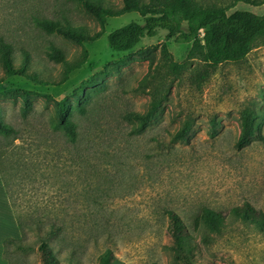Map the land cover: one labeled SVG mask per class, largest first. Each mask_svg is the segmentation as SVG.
I'll use <instances>...</instances> for the list:
<instances>
[{
	"label": "rangeland",
	"instance_id": "374dc122",
	"mask_svg": "<svg viewBox=\"0 0 264 264\" xmlns=\"http://www.w3.org/2000/svg\"><path fill=\"white\" fill-rule=\"evenodd\" d=\"M109 1L122 6L121 0ZM199 1L229 12L264 13V5ZM43 19H67L86 25L92 35L102 29L105 35L96 42L77 45L42 30L38 22ZM131 21L142 22V18L137 13L126 14L108 19L102 27L75 0H0V39L12 46L16 67L27 53L31 72H38L44 82H57L63 66L48 58L51 45L61 48L69 60L80 57L84 50L88 53L82 68L57 88L23 77L8 78L0 62V111L5 120L22 126V99L12 98L21 92H28L38 115L29 116L33 128H28L33 133L25 136L27 150L23 153L31 176L25 181L18 170L15 176H8L21 198L19 204L97 212L99 239H72L82 246L80 264H99L100 251L108 246L122 264H173L166 210L177 212L193 236L196 264H264V234L250 226L234 222L209 242L201 225L194 230L204 208L231 221V209L248 202L264 215V120L258 136L242 146L237 144L241 110L248 105L264 110V45L257 43L241 62L219 65L205 81L198 76L203 63L199 59L187 61L180 75L168 79V96L160 116L133 135L121 122V115L148 110L151 96L138 89L144 78L167 73V53L175 62L185 63L193 42L177 43L166 30H159L153 38L144 37L131 52L111 50L107 34ZM118 61L123 62L120 72L91 91L98 97V113L106 118L102 128L112 129V160L95 161L92 172L87 165L72 161L63 142L56 141L53 150L46 146L49 141L34 139V133L53 115V103L47 96L62 100L83 81ZM7 91L11 92L3 94ZM188 118L193 120L189 138L172 143L173 134ZM5 160L8 169L19 161L11 154ZM107 231L113 239H103ZM27 240L31 243L34 239ZM2 253L1 241L0 261L6 260ZM11 258L14 264H40L37 248L29 253L12 252Z\"/></svg>",
	"mask_w": 264,
	"mask_h": 264
},
{
	"label": "trees",
	"instance_id": "16d2710c",
	"mask_svg": "<svg viewBox=\"0 0 264 264\" xmlns=\"http://www.w3.org/2000/svg\"><path fill=\"white\" fill-rule=\"evenodd\" d=\"M75 1L102 27L106 25L108 19L119 18L126 14L137 13L142 18V22L131 21L107 34V45L115 52H131L144 37L153 38L157 36L159 30H166L177 43L193 42L185 63L175 62L167 53L164 64L168 67L167 73L149 74L144 78L138 89L151 96L148 110L144 113L127 111L121 115V122L130 128L133 135L140 134L160 116L163 102L168 96V79L170 75H180L187 61L199 59L203 63L198 76L205 81L219 65L241 62L247 58L257 43L264 45V13L255 14L247 10L229 12L228 8L218 7L215 4L204 5L199 0H121L120 7L109 0ZM235 1L252 6L264 5V0ZM38 25L47 33L58 34L81 46L96 42L105 35L103 29L92 35L86 25H76L67 19H43ZM47 56L63 66L62 77L57 82H44L39 79L38 72H31V59L27 53L23 55L21 65L16 67L12 46L0 39V62L5 76L23 77L43 86L56 88L62 86L88 59V53L84 50L80 57L69 60L66 53L54 45L50 46ZM121 63L123 62L118 61L106 65L62 100L47 96L48 101L53 103V115L45 125L41 126L42 129L37 130L38 133L37 131L34 133L36 134L34 139L41 142H44V139L49 141L46 146L53 150L57 148L56 141L63 142L66 145L64 150L71 154L72 161L82 166L87 165L88 170L92 172L96 170L95 161L111 159L112 129L102 128L106 118L105 116L101 118L98 113L99 104L96 102L98 97L91 91L101 86L112 74L119 73ZM2 81L0 80V83ZM16 96L12 98L19 97L23 102L21 127L7 122L0 111V176L21 237L4 239L3 257L9 264H14L11 258L12 252L29 253L37 248L40 264H80L81 257L78 253L81 252L82 246L74 243L72 239H99L100 232L97 233L99 224L95 219L98 213L95 211L82 213L74 209L66 211L62 207L53 205L24 207L19 204L21 198L19 195L16 196L10 184L8 176L11 174L15 176L16 170L21 172L25 181L31 176L29 163L25 161L23 153L27 150L25 136L29 134L28 132H32L28 127L33 128L28 120L29 116H38L28 92H21ZM263 120L264 110L245 106L240 112L241 130L237 144L242 146L258 136ZM212 124L216 125L217 122L213 120ZM192 129L193 120L188 118L173 134L172 143L187 140ZM1 141H5V144H1ZM16 141H20V144H16ZM10 154L19 161L9 167V170L5 158ZM24 156L26 158V155ZM165 214L169 221L171 239L169 250L173 264H196L193 236L181 216L174 210H166ZM230 216L232 219L228 221L220 212L204 208L196 219L194 230H199L201 225L205 229L203 237L206 242H209L211 240L209 238L214 235H223L230 225H234V222L245 224L264 234V215L250 203L233 207ZM30 238L34 239L31 243L27 240ZM103 239H113V235L107 231ZM98 261L99 264H122L110 246L100 251Z\"/></svg>",
	"mask_w": 264,
	"mask_h": 264
},
{
	"label": "crops",
	"instance_id": "0c3cea01",
	"mask_svg": "<svg viewBox=\"0 0 264 264\" xmlns=\"http://www.w3.org/2000/svg\"><path fill=\"white\" fill-rule=\"evenodd\" d=\"M20 237L21 232L0 176V243L6 238L18 239ZM0 264L9 263L6 260H1Z\"/></svg>",
	"mask_w": 264,
	"mask_h": 264
}]
</instances>
